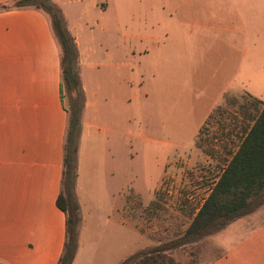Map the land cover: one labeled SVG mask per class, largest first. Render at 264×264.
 <instances>
[{"label":"rangeland","instance_id":"rangeland-1","mask_svg":"<svg viewBox=\"0 0 264 264\" xmlns=\"http://www.w3.org/2000/svg\"><path fill=\"white\" fill-rule=\"evenodd\" d=\"M49 1L65 26L69 19L80 27L97 117L117 131L104 161L88 151V223L77 264H119L183 231L231 158L221 151L237 150L247 123L243 97L228 104L232 118L219 111L205 121L225 105L222 89L241 60L227 41L241 36L226 30L235 22L217 0H95L97 8L93 0ZM62 94L67 109L79 105L82 124L83 87L79 94L63 86ZM258 213L167 254L208 264L260 224Z\"/></svg>","mask_w":264,"mask_h":264},{"label":"crops","instance_id":"crops-1","mask_svg":"<svg viewBox=\"0 0 264 264\" xmlns=\"http://www.w3.org/2000/svg\"><path fill=\"white\" fill-rule=\"evenodd\" d=\"M12 1L0 0V5ZM94 1L92 6L97 8ZM217 3L234 19L233 26L226 30L241 37H233L227 43L231 53H240L241 60L234 83L222 89L220 98L225 105L205 123L220 116L219 111L231 115L228 104L235 103L236 96L243 97L247 107L255 100L264 103V0ZM218 15L217 12L215 16ZM66 21L79 51L77 68L87 98L75 187L80 205L78 250L73 262L77 264L88 223L82 200L88 151H94V156L104 161L117 131L97 117L99 100L91 80L85 79L86 67L91 63L82 48L81 30L69 19ZM236 79H240L238 84ZM61 87V47L49 15L32 7L0 12V262L4 264H58L63 253L66 215L57 206V199L69 112ZM245 121V125L250 123ZM227 143L230 146L231 140ZM97 172L95 168L94 173ZM258 210L261 219L264 205ZM120 222L123 226V219ZM208 264H264V218Z\"/></svg>","mask_w":264,"mask_h":264},{"label":"trees","instance_id":"trees-1","mask_svg":"<svg viewBox=\"0 0 264 264\" xmlns=\"http://www.w3.org/2000/svg\"><path fill=\"white\" fill-rule=\"evenodd\" d=\"M30 7L50 16L61 47V86L80 94L83 86L77 71L79 51L75 38L67 30L57 8L49 0H13L9 4L0 5V12ZM68 112L61 192L57 199V206L66 215V240L58 264H73L79 240L80 205L75 187L81 109L75 104ZM244 116L251 124L242 126L243 135L237 150L228 153L231 155L230 160L223 167L200 208L196 212L191 209L189 225L172 240L141 250L127 257L121 264H180L167 253L191 245L231 222L254 213L264 205V103L253 101L251 107L246 106Z\"/></svg>","mask_w":264,"mask_h":264}]
</instances>
